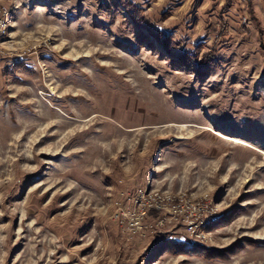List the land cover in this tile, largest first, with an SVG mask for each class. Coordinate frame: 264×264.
Segmentation results:
<instances>
[{
	"label": "rangeland",
	"instance_id": "1",
	"mask_svg": "<svg viewBox=\"0 0 264 264\" xmlns=\"http://www.w3.org/2000/svg\"><path fill=\"white\" fill-rule=\"evenodd\" d=\"M1 19L0 264H264V0H0ZM144 186L177 210L132 231Z\"/></svg>",
	"mask_w": 264,
	"mask_h": 264
},
{
	"label": "built area",
	"instance_id": "2",
	"mask_svg": "<svg viewBox=\"0 0 264 264\" xmlns=\"http://www.w3.org/2000/svg\"><path fill=\"white\" fill-rule=\"evenodd\" d=\"M5 27L4 22H2V19L0 20V35L3 33V29ZM151 188H148L146 186L144 187H138L135 189L134 194L132 196V207H126L124 206L121 211V221L122 223L126 224L128 228H130L132 231L138 230V228H141L142 225V219L147 214V211L152 209H166L168 212H173L175 210H170L171 205L168 204L170 194L167 193H159L156 191H152ZM121 208V207H120ZM190 208H195L194 204L191 203ZM191 210V212H193ZM195 213V212H193ZM193 223V221H191ZM194 231V230H193Z\"/></svg>",
	"mask_w": 264,
	"mask_h": 264
},
{
	"label": "trees",
	"instance_id": "3",
	"mask_svg": "<svg viewBox=\"0 0 264 264\" xmlns=\"http://www.w3.org/2000/svg\"><path fill=\"white\" fill-rule=\"evenodd\" d=\"M211 56H212V52L206 53L205 55H202L201 59H200L201 61H199L200 62L199 66L204 67L206 70L210 69L211 67L216 66L217 64L215 61L212 62L213 57H211ZM181 242H183V241H177V243H181ZM195 245L196 244L190 243L189 245H185V247L183 246L182 249H192L193 247H195Z\"/></svg>",
	"mask_w": 264,
	"mask_h": 264
},
{
	"label": "bare ground",
	"instance_id": "4",
	"mask_svg": "<svg viewBox=\"0 0 264 264\" xmlns=\"http://www.w3.org/2000/svg\"><path fill=\"white\" fill-rule=\"evenodd\" d=\"M204 226V225H203ZM201 230V229H200Z\"/></svg>",
	"mask_w": 264,
	"mask_h": 264
}]
</instances>
